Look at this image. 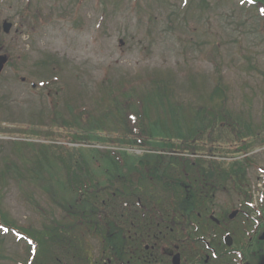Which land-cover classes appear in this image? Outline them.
Listing matches in <instances>:
<instances>
[{
    "label": "rangeland",
    "instance_id": "rangeland-1",
    "mask_svg": "<svg viewBox=\"0 0 264 264\" xmlns=\"http://www.w3.org/2000/svg\"><path fill=\"white\" fill-rule=\"evenodd\" d=\"M252 8L241 0H0V24L12 25L9 34L0 33V52L10 63L0 77V156L13 152L12 138H22L18 132L27 122L38 125L37 139L51 147H58L54 142L64 147L61 141L68 135L100 137L92 141L84 137L80 142L85 148L123 145L115 140L119 134L128 143L120 119L114 130L108 119L93 126L83 122L87 115L103 118L117 113L107 99L111 91L115 99H126L128 89L120 84L128 82L135 93L151 99L163 88L189 130L196 113L201 117L217 113L218 121L192 133L188 148L199 147L215 156L203 159L210 161L205 167L211 166L215 173L211 181L218 184L213 190L215 203L230 205L241 185L238 177L245 176L247 187L256 186L257 168L264 167V18L258 19ZM47 57L56 62L39 67ZM52 71L53 84L47 78ZM22 76L29 77L28 84L20 83ZM156 81L161 85L157 87ZM217 85L228 93L213 97ZM108 86H113L111 91ZM171 102L159 103L166 107ZM247 124L245 130L252 134L237 136ZM166 136L155 140L169 141ZM240 144L249 146L246 157L233 153ZM173 146L181 144L174 139ZM82 154L72 150L68 156L78 161ZM2 186V212L17 226L40 229L43 216L18 187L11 181L4 185L0 181ZM60 195L68 194L62 188ZM38 200L45 208L50 202ZM0 239L8 264H19L31 253L28 243L12 234L0 231Z\"/></svg>",
    "mask_w": 264,
    "mask_h": 264
},
{
    "label": "flooded vegetation",
    "instance_id": "flooded-vegetation-1",
    "mask_svg": "<svg viewBox=\"0 0 264 264\" xmlns=\"http://www.w3.org/2000/svg\"><path fill=\"white\" fill-rule=\"evenodd\" d=\"M194 173L176 193L156 200L138 193L127 208L103 214L96 246L85 239L82 255H70L74 247L64 245L58 264H264V180L263 191L243 187L236 206L220 207L211 175Z\"/></svg>",
    "mask_w": 264,
    "mask_h": 264
},
{
    "label": "trees",
    "instance_id": "trees-1",
    "mask_svg": "<svg viewBox=\"0 0 264 264\" xmlns=\"http://www.w3.org/2000/svg\"><path fill=\"white\" fill-rule=\"evenodd\" d=\"M251 3L252 5L255 7L254 9L257 11V13L259 14L260 17H263L264 18V0H251ZM223 89V88H220V90ZM223 92V91H222ZM218 95H221V91H219V89L217 90ZM128 99H137L135 97V95H133L132 93L129 95ZM153 100H157V99H153ZM159 100V99H158ZM120 108H121V111H124L122 109V106L120 105ZM224 108V103L221 104V108L220 109H223ZM143 111V110H142ZM122 117L123 118H126V113H123L122 114ZM137 118V129L139 131V136L136 137L137 139H134V140H131V143L132 144H142V143H147V144H150V145H155V142L154 141H151V142H148L147 141V138H146V135L144 134L145 133V128L147 126V124H145L144 120L142 119V117L139 118V116L136 117ZM194 121V119H193ZM211 121L212 122H216L218 121V117H214V118H211ZM125 126H130L129 125V122L128 120H124L123 121ZM133 123V122H132ZM151 123V128L154 127V123H155V120L153 121H150ZM143 133V135H141L140 133ZM151 137L153 138V135H151ZM123 157L125 158H122L123 160H126L130 162V160H132L133 158L128 155V154H124ZM102 160H104L106 162L105 166L102 165ZM116 159H113V158H107V157H99V156H95V155H91V157H89L87 160H85V164H89V163H96V162H99L96 163L98 164V170H103V172H99L100 174L102 175H105V176H115V175H119V176H122V175H125V174H129V173H123L122 172V169H123V166L121 165H118L116 162ZM83 162V161H81ZM84 164V163H82ZM89 168L91 169L92 171V166L91 164L89 165ZM149 168L151 170H154L156 169L154 166H149ZM93 169H96V167H94ZM127 169L130 170V168L128 167ZM96 175L95 172H93L91 175ZM81 175V170L80 169H77V171H72L71 173H69V175L67 177H69L70 179L71 178H75V179H79L80 177H83V176H80ZM83 175V174H82ZM126 181H123V183H125ZM89 184H95V182H90V183H85V182H81V181H78V182H73V181H69L67 183H62V182H57L55 183V190H59L60 187H66L67 190L69 192H79V191H85V189L83 188V186L85 185H89ZM109 184H112V182H110ZM57 185V186H56ZM98 185H106V183H98Z\"/></svg>",
    "mask_w": 264,
    "mask_h": 264
},
{
    "label": "bare ground",
    "instance_id": "bare-ground-1",
    "mask_svg": "<svg viewBox=\"0 0 264 264\" xmlns=\"http://www.w3.org/2000/svg\"><path fill=\"white\" fill-rule=\"evenodd\" d=\"M213 97H221V95H218V94H214V96ZM225 124H227V125H230V124H234V123H232V122H230V121H225L224 122ZM248 127H249V124H247L246 126H245V128L246 129H248ZM244 133H245V135H248V134H250V133H252L251 131H249V130H245L244 131ZM187 153H188V157L191 159V163L189 164V166H194L195 168H198L199 169V171H200V173L202 174V175H205V176H208V175H211V177L213 176V174L212 173H210V171L205 167V165H204V162H203V159L204 158H206L208 155H206V154H204L203 152H201L200 150H196V149H192V148H189L188 150H187ZM212 159V158H211ZM212 160H214V159H212ZM124 168V171H122L123 173H126L127 171H130L129 169H127V167L126 166H124L123 167ZM212 170V169H211ZM193 175H195V173L192 171L191 172ZM128 175V174H127ZM123 180H125L127 183H130V182H132V184L134 185H136V186H138L139 187V181L137 180V178H136V175H134L132 178L130 177V175H128L126 178H124ZM145 188H150V187H148V186H145ZM218 188V184H216V183H213L212 181H211V191H213V190H215V189H217ZM261 191H263V185H260V186H256L255 187V193H258V192H261ZM150 194H152L151 192H150ZM125 203H123V205H124ZM85 207H78L77 208V211H79V212H85ZM72 227L73 228H78V226H77V224L74 222L73 224H72ZM47 231L48 232H51V230L50 229H47ZM34 239L40 244V245H42V246H46V242L44 241V240H42L41 238H39L38 236H36V235H34ZM29 243L30 244H33V241H29ZM52 250L54 251V252H57V248L56 247H52ZM6 261H8L7 260V257L4 259V255H3V253H2V256L0 257V263L2 262V264H8Z\"/></svg>",
    "mask_w": 264,
    "mask_h": 264
}]
</instances>
